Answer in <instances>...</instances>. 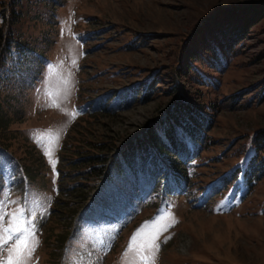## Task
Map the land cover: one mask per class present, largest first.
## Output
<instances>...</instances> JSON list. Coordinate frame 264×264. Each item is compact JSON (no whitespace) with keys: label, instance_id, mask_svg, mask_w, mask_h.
<instances>
[{"label":"rangeland","instance_id":"374dc122","mask_svg":"<svg viewBox=\"0 0 264 264\" xmlns=\"http://www.w3.org/2000/svg\"><path fill=\"white\" fill-rule=\"evenodd\" d=\"M251 1L0 0L4 29L2 13L13 6L20 13L0 56V207L23 210L34 228L28 264H138L134 251L125 257L129 243L151 234L158 221L172 226L157 240L156 264H264V176L249 183L242 174L251 135L264 127L257 96L246 108L218 112L214 144L188 166L186 185L162 169L153 197L125 163L105 175L114 154L178 95L168 71L191 26L219 7ZM263 79L264 16L209 98L242 92L243 102ZM66 87L60 109L49 107L46 91L63 97ZM50 129L61 131L51 157L55 171L34 137ZM92 164L104 168L92 171ZM236 166L234 178L222 179Z\"/></svg>","mask_w":264,"mask_h":264},{"label":"trees","instance_id":"16d2710c","mask_svg":"<svg viewBox=\"0 0 264 264\" xmlns=\"http://www.w3.org/2000/svg\"><path fill=\"white\" fill-rule=\"evenodd\" d=\"M19 1L11 0V4ZM2 14L7 27L0 25V56L7 49L11 25L20 16L14 6L8 16ZM263 16L264 0H256L233 10L219 7L210 17L201 18L191 26L175 49L177 61L168 71L169 88L178 95L161 116L154 118L141 137L132 138L114 154L105 175L114 163H125L138 170L136 180L141 182L144 193L153 197L163 185L162 169L172 182L187 184L188 166L214 144L210 130L216 125L218 112L222 108H246L256 96L257 102L264 101V79L251 87V90L256 88L254 96L246 97L243 102H240V98H244L242 92L221 99L209 98L212 90L220 89L222 74L241 54L246 37ZM157 74L148 79L149 86L159 79ZM251 144L253 151L242 167L243 177L249 183L264 176V127L253 131ZM244 147L243 144L241 151ZM96 168L102 169L104 164L91 165L92 171ZM240 169L241 166H236L223 174L222 179L234 178Z\"/></svg>","mask_w":264,"mask_h":264},{"label":"snow or ice","instance_id":"6c2138e0","mask_svg":"<svg viewBox=\"0 0 264 264\" xmlns=\"http://www.w3.org/2000/svg\"><path fill=\"white\" fill-rule=\"evenodd\" d=\"M75 64V61H73ZM56 73V69L52 68L49 71V80L51 76ZM70 75V74H69ZM69 80L63 78V84L68 85ZM70 90L66 87L64 89V95L61 97L60 92H53L49 88L45 95L49 98V107H55L60 109V99H66ZM64 114L69 119L75 118V112H67L63 110ZM61 135L60 130H47L45 132L34 133V137L38 143L44 145L45 155L49 157L50 163L55 171L56 161L53 160L52 151L54 146L58 143ZM5 216H8L7 226L4 225L3 221ZM165 216H170L166 213ZM165 217H162L163 220ZM174 221V217L172 218ZM29 221L23 219V210L17 209L12 213H8L7 205L0 207V264H28L31 259L32 253L35 251V232L34 228L28 226ZM171 224L154 225V231L151 234L140 236H133L129 243V247L125 252V257L130 252H135L138 258V264H156V253L159 251V244L157 240L161 232L166 231ZM15 238V239H14ZM10 241L12 243H10ZM7 251V257L4 258L3 253Z\"/></svg>","mask_w":264,"mask_h":264}]
</instances>
